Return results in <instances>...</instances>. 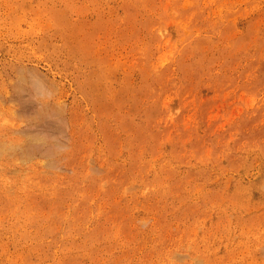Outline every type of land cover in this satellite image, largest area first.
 <instances>
[{"label":"rangeland","instance_id":"1","mask_svg":"<svg viewBox=\"0 0 264 264\" xmlns=\"http://www.w3.org/2000/svg\"><path fill=\"white\" fill-rule=\"evenodd\" d=\"M0 264H264V0H0Z\"/></svg>","mask_w":264,"mask_h":264}]
</instances>
